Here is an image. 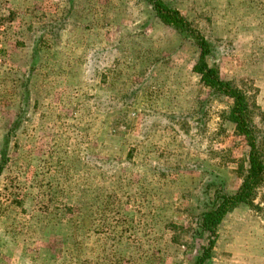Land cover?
<instances>
[{
	"label": "rangeland",
	"instance_id": "374dc122",
	"mask_svg": "<svg viewBox=\"0 0 264 264\" xmlns=\"http://www.w3.org/2000/svg\"><path fill=\"white\" fill-rule=\"evenodd\" d=\"M163 1L214 44L264 128V0ZM45 26L58 37L44 38L0 176V264H193L203 170L230 194L247 173L232 100L210 95L196 46L144 0H0V153ZM206 264H264V186Z\"/></svg>",
	"mask_w": 264,
	"mask_h": 264
},
{
	"label": "trees",
	"instance_id": "16d2710c",
	"mask_svg": "<svg viewBox=\"0 0 264 264\" xmlns=\"http://www.w3.org/2000/svg\"><path fill=\"white\" fill-rule=\"evenodd\" d=\"M152 9L155 18L166 28L176 32L181 40L196 46L197 61L193 71L200 76L201 84L209 89L212 97H225L232 100V108L227 120L235 127L249 148L247 156V173L242 184L234 194L227 192L226 179L211 169L203 172L209 179L203 183L198 193L197 205L199 214L191 233L192 241H200L199 253L193 264H206L210 259L218 239V228L224 219L242 205H249L257 195L258 189L264 186V128L256 123L260 108L256 101H249L247 95L232 81L221 76L218 66V50L203 33L190 22L179 9L170 6L163 0H144ZM73 2V0H72ZM35 39L29 74L22 84V100L11 132L7 134L6 143L0 153V176L8 163V145L11 136L20 128L27 113L30 102V82L32 75L40 63V52L45 44L44 38L51 34L57 38L58 33L49 32L47 27ZM262 120L264 116L262 115Z\"/></svg>",
	"mask_w": 264,
	"mask_h": 264
}]
</instances>
